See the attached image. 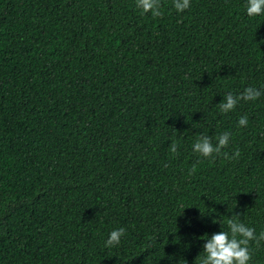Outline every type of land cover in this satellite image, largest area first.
Listing matches in <instances>:
<instances>
[{
  "label": "trees",
  "instance_id": "1",
  "mask_svg": "<svg viewBox=\"0 0 264 264\" xmlns=\"http://www.w3.org/2000/svg\"><path fill=\"white\" fill-rule=\"evenodd\" d=\"M161 5L0 0V264H197L228 219L264 231V95L219 110L264 88V16ZM223 132L237 159L193 152Z\"/></svg>",
  "mask_w": 264,
  "mask_h": 264
},
{
  "label": "clouds",
  "instance_id": "2",
  "mask_svg": "<svg viewBox=\"0 0 264 264\" xmlns=\"http://www.w3.org/2000/svg\"><path fill=\"white\" fill-rule=\"evenodd\" d=\"M192 5V0H172V7L177 13H183ZM135 8L139 10L141 16L151 14L153 18L163 15L161 0H135ZM245 15L249 18L264 16V0H245ZM264 95V88H256L252 86L245 87L242 93L233 95L231 92L224 95L223 101L219 104V110L222 113H229L235 110L241 102H255ZM248 125L247 115L238 119L237 127L243 128ZM213 144L207 136H198L192 144V150L198 156L209 159L214 155H223L225 159L234 160L240 156L239 150L229 156L227 152L222 153L230 144V133L223 132L216 138ZM176 144L171 145V151L175 152ZM228 231H221L210 237L205 235L201 237L206 241L204 251L200 254L196 261L197 264H250L251 252L249 244L251 242L259 245L264 241V231L256 233L255 229L246 224L235 220H227ZM125 233L124 228L112 230L104 242L106 248H112L119 245L122 236Z\"/></svg>",
  "mask_w": 264,
  "mask_h": 264
}]
</instances>
